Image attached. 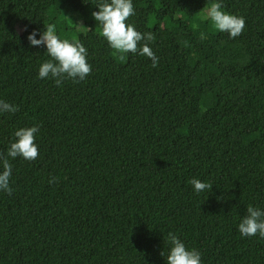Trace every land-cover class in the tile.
<instances>
[{
  "label": "trees",
  "instance_id": "1",
  "mask_svg": "<svg viewBox=\"0 0 264 264\" xmlns=\"http://www.w3.org/2000/svg\"><path fill=\"white\" fill-rule=\"evenodd\" d=\"M99 2L0 0V100L18 108L0 114V156L40 129L0 192V264H165L168 232L201 264H264V238L237 230L264 209V0H220L244 18L235 39L205 19L213 0H133L126 23L154 35L155 68L108 47ZM48 24L87 49L84 81L37 79L48 57L27 36ZM193 178L212 189L194 194Z\"/></svg>",
  "mask_w": 264,
  "mask_h": 264
},
{
  "label": "clouds",
  "instance_id": "2",
  "mask_svg": "<svg viewBox=\"0 0 264 264\" xmlns=\"http://www.w3.org/2000/svg\"><path fill=\"white\" fill-rule=\"evenodd\" d=\"M95 8L98 11L92 12L91 15L99 25V36L107 42L108 47L119 59L123 60L131 53L145 56L151 60L153 68L157 66L158 58L149 46L154 40V35L151 32L141 33L133 24L126 23L129 17L135 15L133 0H100ZM205 19L210 21L214 31L226 33L229 39L241 35L245 28L244 18L225 11L220 0H213L207 9ZM200 38L203 40L206 36L201 33ZM27 41L29 47L46 49L44 54L48 59L39 65L37 79H51L60 87L66 80L74 83L84 81L91 73V65L87 62V49L75 38L61 39L55 24L44 26L43 31L33 30L27 36ZM16 111L18 108L15 105L0 100V114H14ZM39 131V126L34 125L14 132L15 140L10 144L6 156H0V192L11 195V160L20 158L31 162L37 158L38 145L35 140ZM188 183L193 193L197 195L212 189L209 182L197 178L191 179ZM246 213L237 225L241 238L254 236L264 238V209L250 205ZM163 239L167 247L165 264H201V253L195 248H187L177 234L168 232ZM161 255L163 256V253Z\"/></svg>",
  "mask_w": 264,
  "mask_h": 264
},
{
  "label": "rangeland",
  "instance_id": "3",
  "mask_svg": "<svg viewBox=\"0 0 264 264\" xmlns=\"http://www.w3.org/2000/svg\"><path fill=\"white\" fill-rule=\"evenodd\" d=\"M28 103L35 108L39 107L40 105V102L35 99H29ZM65 153L66 152L63 147L61 146L54 147L48 152V159L52 162L60 163L63 157L65 156Z\"/></svg>",
  "mask_w": 264,
  "mask_h": 264
}]
</instances>
